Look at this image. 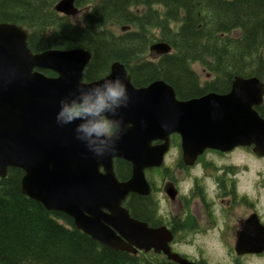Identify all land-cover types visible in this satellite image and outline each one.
<instances>
[{"label":"water","instance_id":"95a60500","mask_svg":"<svg viewBox=\"0 0 264 264\" xmlns=\"http://www.w3.org/2000/svg\"><path fill=\"white\" fill-rule=\"evenodd\" d=\"M54 9L67 16L78 13L74 0H61ZM27 36L21 27L0 24V178L8 169L21 170L20 191L25 196L47 211L65 214L75 229L103 246L130 255L153 250L176 264H194L170 251L172 236L165 228L151 229L132 219L121 204L130 193H148L143 170L150 166L153 138L167 142L169 135L178 134L187 163L206 149L253 147L257 157H264V119L256 111L263 104L264 84L254 77L235 78L226 95L178 102L172 88L161 81L135 89L123 66L115 64L105 79L119 76L127 86L131 102L121 114L130 127L117 152L101 161L84 159L71 126L57 127L54 114L62 96L78 83L84 85L82 73L91 55L82 50L32 54ZM150 51L164 55L170 48L156 44ZM41 71L57 77L47 78ZM114 159L132 166L129 181L116 179ZM235 252H264V227L256 215L239 232Z\"/></svg>","mask_w":264,"mask_h":264},{"label":"trees","instance_id":"16d2710c","mask_svg":"<svg viewBox=\"0 0 264 264\" xmlns=\"http://www.w3.org/2000/svg\"><path fill=\"white\" fill-rule=\"evenodd\" d=\"M59 1L0 0V23L26 29L32 53L89 52L88 78L119 62L134 86L161 80L182 99L203 92L197 89L195 64L213 75L205 86L215 92L230 89L235 77L264 83V0H75L83 10L77 23L53 10ZM122 27L129 30L114 33ZM155 43L168 45L170 53L148 62ZM256 110L264 118V106ZM120 164L119 175H128ZM22 177L12 168L0 178V264L166 263L99 244L75 229L65 214L47 211L25 196ZM148 204V199L130 200L132 216L148 222Z\"/></svg>","mask_w":264,"mask_h":264},{"label":"flooded vegetation","instance_id":"af4514ba","mask_svg":"<svg viewBox=\"0 0 264 264\" xmlns=\"http://www.w3.org/2000/svg\"><path fill=\"white\" fill-rule=\"evenodd\" d=\"M160 57L148 54L145 59L148 62H154ZM91 59L92 56L82 73V84L88 85L105 79L111 74V69L115 64L123 66L131 82L129 72L119 62H111L106 71L95 78H88L86 72ZM41 73L47 78L57 77L56 74L50 71H41ZM46 73H51V76H47ZM205 78L207 81L203 83L200 81V86L197 87L198 90L203 91L197 97L179 98L175 90L170 87L179 102L196 100L209 94L226 95L230 91V89L221 93L212 91L205 85L209 84L213 77L206 74ZM154 82L156 81L152 83ZM150 84L138 87L132 84V86L140 90L147 88ZM161 147H165L163 152ZM150 149L152 150L148 157L150 166L143 170L148 193L147 195L130 193L122 202V206L132 216L129 209L130 200H135L136 198L148 199L149 221H140L133 216L132 218L147 224L151 229H167L172 235L170 247L174 253L181 255L188 261L206 264L203 261L190 259L188 256L178 252L175 248L174 240L194 239L205 236L236 240L245 222L253 215H256L259 223L264 226L263 220L254 209V203L251 202L249 194L245 189L241 188L240 175L242 172L240 166L235 165L232 160L236 155L235 152L241 150L240 148L230 152L205 150L196 159L187 163L181 150L180 136L171 134L168 136L167 142L153 138L150 142ZM244 150L251 158V155H253L252 150L250 148ZM154 151L162 152L159 153L161 156ZM254 158L261 159L256 156ZM121 162L126 165L124 170L129 172L128 175H119ZM156 162H158L157 166L154 165ZM244 170H247L246 166ZM113 171L120 183L127 182L132 178V166L121 159H114ZM166 264L171 263L166 262Z\"/></svg>","mask_w":264,"mask_h":264},{"label":"clouds","instance_id":"9594fccd","mask_svg":"<svg viewBox=\"0 0 264 264\" xmlns=\"http://www.w3.org/2000/svg\"><path fill=\"white\" fill-rule=\"evenodd\" d=\"M131 97L119 77L103 79L92 85L77 84L58 100L54 114L57 127L71 126L72 138L84 149L82 158L101 161L118 151L128 131L121 110L128 109ZM215 106V102H210ZM163 131L168 125L161 124Z\"/></svg>","mask_w":264,"mask_h":264},{"label":"rangeland","instance_id":"374dc122","mask_svg":"<svg viewBox=\"0 0 264 264\" xmlns=\"http://www.w3.org/2000/svg\"><path fill=\"white\" fill-rule=\"evenodd\" d=\"M83 13L72 18L77 23ZM114 33L120 34V29H114ZM264 58V50L262 51ZM192 69L203 83L206 80V72L202 71L199 65H193ZM235 152L232 159L235 165L240 166L241 170V188L249 194L251 202L254 203V209L264 222V158L255 159L247 155L244 148ZM247 170H244V167ZM175 248L178 252L188 256L190 259L203 261L206 264H264V253L262 255H247L237 257L233 247L235 239L221 238L216 236H205L194 239H175Z\"/></svg>","mask_w":264,"mask_h":264}]
</instances>
